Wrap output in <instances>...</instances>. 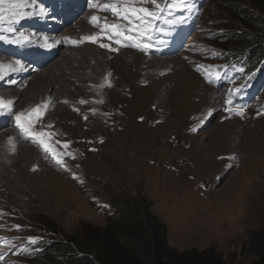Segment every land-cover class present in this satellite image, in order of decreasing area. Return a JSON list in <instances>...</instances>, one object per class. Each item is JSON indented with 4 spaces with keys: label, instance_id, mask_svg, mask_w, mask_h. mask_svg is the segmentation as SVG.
Listing matches in <instances>:
<instances>
[{
    "label": "rangeland",
    "instance_id": "374dc122",
    "mask_svg": "<svg viewBox=\"0 0 264 264\" xmlns=\"http://www.w3.org/2000/svg\"><path fill=\"white\" fill-rule=\"evenodd\" d=\"M67 1L52 16L51 6L41 0H3L0 32L6 31L8 46L20 47L12 55L1 53L0 59L31 65L24 59L17 34L37 42L40 34L50 36L54 29L63 32L95 10L101 18L90 23L102 42L98 46L121 59L127 57L130 66L117 69L113 77L105 73V79L103 71L93 79L79 76L82 70L65 71L67 77L74 75L68 85L73 97L61 92L65 84L60 82V99L55 104L58 122L61 119L58 125L48 116L46 100L29 105L23 122L31 124L34 134H44L37 139L48 150L33 138L26 141L16 123L0 130H19V147L35 150L27 156L10 150L14 159L2 158L6 166L0 165V264H56L42 258L44 249L37 244L24 251L25 236L34 242L67 244L76 235L107 226L97 207L114 212L115 202L130 197L148 202L151 212L165 223L171 246L180 250L215 247L236 264H250L254 256L245 248L248 233L264 222V102L259 98L244 105L237 99L243 96L235 90L237 86L215 84L231 54L249 44L248 39L225 38L243 17L234 8L240 2L175 0L163 6V0H157V9L150 0H74L80 6ZM253 1L263 9L264 0ZM113 3L121 15L123 7L131 6L156 11L159 17L149 18L146 33L118 36L104 28L105 22L121 30L131 25L111 9L103 10ZM65 8L73 13L71 21L63 19ZM52 17L56 23L42 29ZM263 29L264 25L257 29L259 38ZM158 30L163 40L159 52L137 47ZM259 44L255 39L245 49L254 51ZM68 45L65 41L59 51L45 53L49 63L61 61ZM71 47L80 48V43ZM125 51L161 59V65L138 63L139 69L134 67L133 55ZM40 60L32 65L39 63L43 69ZM19 80L9 75L0 79V86L7 82L17 87ZM38 106L39 116L33 111Z\"/></svg>",
    "mask_w": 264,
    "mask_h": 264
},
{
    "label": "trees",
    "instance_id": "16d2710c",
    "mask_svg": "<svg viewBox=\"0 0 264 264\" xmlns=\"http://www.w3.org/2000/svg\"><path fill=\"white\" fill-rule=\"evenodd\" d=\"M237 1L240 3L234 4ZM232 4L243 17L234 26L235 30L226 32L225 38H244L249 44L242 45L239 52L242 54H231L220 76L221 82L228 84L233 79L251 76L257 81V98L264 101V34L260 38L256 34L258 27L264 25V2L263 9L253 0H234ZM255 39L260 43L259 49H245ZM97 208L107 219L105 228L76 235L67 244L40 241L37 246L44 249L42 258L56 264H236L215 247L180 250L171 246L165 223L151 212L145 199L120 198L114 203V212H109L107 207ZM245 248L254 256L250 264H264V222L248 233Z\"/></svg>",
    "mask_w": 264,
    "mask_h": 264
},
{
    "label": "bare ground",
    "instance_id": "6f19581e",
    "mask_svg": "<svg viewBox=\"0 0 264 264\" xmlns=\"http://www.w3.org/2000/svg\"><path fill=\"white\" fill-rule=\"evenodd\" d=\"M43 2L50 3V0H43ZM60 2H61L60 0L55 2L54 6H52L51 9H55L56 6L60 4ZM205 2L206 0H201V3H205ZM68 3L75 4V6H80V1L77 3L74 2L73 0H70L68 1ZM71 14H73L72 11L70 10L68 11L67 8L65 18H63L65 22H68L69 20L71 21L70 18ZM52 16H55V14L53 13ZM92 16H97L101 18V16L97 14L95 10L91 11L89 12L85 20L79 19L80 20L79 22L73 24L67 30L65 31L63 30V32L59 31L58 29H54L52 30L53 34L50 36L46 35L45 33L40 34L39 35L40 40H38L37 42H34L30 39H27L26 37H22L17 34L19 44L23 47L24 52L29 54V56H25L24 59L28 60V62H30L32 65L33 60L30 58V56L35 53L37 54V57L35 59L40 60L41 58L40 62L44 65V68L41 69L39 63H34V65L32 66L31 65L25 66L22 60L11 59V58L6 60H4V58L0 59V79L2 78L6 80V78H8L9 75H12L14 77L19 76L20 80L18 81V83L19 82L21 83L20 85H17V87H12L10 84L4 81L5 83L3 84V86H0V100H2L3 105H5V106H0V130L3 131V129H6L7 125L13 127L17 124L16 118L14 119V121L13 119L10 120L9 117L10 114H14L15 116L22 115V122H23V119H25V114L27 113L28 108L30 107L29 105L34 106L36 102H39L40 100L41 102L42 100H46L47 103L46 105L49 106V111H50L48 115L49 118H51L52 121L56 122L57 125L60 124L61 119L58 122L59 109L55 110V104L58 101V99H60L59 93L61 94V92H63L68 97L71 96L73 97V94H70L71 91L69 90L68 85L71 84L70 77L74 75L67 77L65 71L79 72L82 70L83 72H80L79 76H82L83 79L85 77H92L91 79H93L98 71L100 72L103 71L101 75L103 76V79H105L104 77L105 73H107L110 77H113L114 75L117 74L115 73V71L117 72V69L121 68L122 66L126 68L130 66L129 64H127L129 62L127 57L125 59H121V57L114 56L108 53L105 49L100 48L98 45L102 42H99L98 40L96 42H91L88 40L81 39L82 37L97 35L98 31L96 30V27H94L95 24L93 25L90 23ZM54 18L52 17L49 21H45V24L41 26L45 28L42 29L45 30L50 29L56 23V20ZM37 24H40V22L39 23L37 22ZM29 25L32 24L30 23ZM5 35H6V31H4L0 36V54L6 53L12 55L14 52H17L19 50V47L16 46H10L9 48L5 47L3 43L5 41L4 38H6ZM66 38H70V39H66ZM65 41L69 43L68 45L69 48L64 50V52H62L61 55L62 60L61 61L59 60V62L58 61L54 62L53 60H51L52 63H49L50 61L47 60L48 55L45 53L52 54L55 51H59L60 46ZM72 41L79 42L80 48L71 47V45L74 44ZM157 41H160V38H156L155 42L152 45H149V47L147 48L148 52L160 51L161 44L156 43ZM125 52H128L133 55V58L135 59L134 67H137L139 69L141 67L138 66V63H142L143 65L145 64L148 67L150 65H156V67L161 65V62H159L161 59L159 60H156L155 58L147 59L144 56H142V54L138 52L136 53L134 51H125ZM117 57L119 61L117 60ZM90 69L91 72L89 73ZM243 71H245V69H243ZM100 72L98 74H100ZM15 81L16 80L13 79V83ZM60 82H63L65 84V88H61V92H59L60 90H58ZM229 84H233L234 86H237L235 90L238 91L239 95H243L242 97L238 95L239 97L237 98L239 99V101H241V103H245L248 99L251 98L255 100L259 99L257 98V91H258L257 81L252 80L251 76L247 78L233 79L225 86H228ZM18 101L20 102L19 105L21 109L17 107ZM9 102L11 103L9 104ZM28 124H25V126L27 127ZM19 130L21 131L20 128ZM19 130L18 132L4 131L0 133V165H2L3 167L6 166V163L3 160L4 158L7 159L10 157L9 158L10 160L14 159L9 152L12 147L8 141L9 137L13 138L15 149H17L19 152L18 155L20 156L34 155L35 150L30 148L29 146L19 147V140L21 141ZM34 131L37 130L34 129ZM32 138L34 139L33 140L34 142L39 143L37 136L35 135L25 136L26 141L32 140ZM1 145L2 146L4 145V147L6 148L7 156L4 153V150L1 147ZM38 158L39 157H36V159ZM40 166L42 165L40 164ZM32 167L35 168V165H33ZM38 169H39V165H38Z\"/></svg>",
    "mask_w": 264,
    "mask_h": 264
},
{
    "label": "snow or ice",
    "instance_id": "6c2138e0",
    "mask_svg": "<svg viewBox=\"0 0 264 264\" xmlns=\"http://www.w3.org/2000/svg\"><path fill=\"white\" fill-rule=\"evenodd\" d=\"M150 2L157 8H160V5L157 3V0H150ZM0 3H3V0H0ZM111 9V11L113 12V14L117 17H119L120 19L123 20H127L128 23L131 25L130 28L128 29H124L121 30L120 26L117 24H112L109 25L105 22L104 28L108 29L111 28L116 35H124V32H132L135 31L139 34H143L146 33L148 31V29L151 27V23H150V19H157L159 17V13L156 11H150L148 8H136V7H131V6H125L123 7V14L121 15V10L120 8L117 6L116 3L113 4H106L103 6V10H109ZM162 11V10H161ZM99 17L97 16H92L91 17V22L93 23H98L99 22ZM103 31V29H102ZM100 37L97 35H93V36H86V37H82V40H88L91 42H96ZM126 38L131 39V36H127ZM66 39H70V38H66ZM73 43H76L75 41H72ZM108 45H103L101 44V47H107ZM137 47H141L142 50H146L149 45L148 44H138ZM232 101L229 100L228 103H231ZM11 102H9L10 104ZM81 103H83V101H81ZM0 106H5L3 105V101L0 100ZM34 112L37 113V116H39L40 111H39V106L37 107V109L33 110ZM242 115V113H240ZM16 120H17V126L21 129V131L23 132V134L25 136H41L44 135L43 133H33L30 129H31V124L29 123V125L26 127L25 124L22 122V115H17L16 116ZM9 144L12 146L11 150L14 151L15 150V144L13 141L12 137L8 138ZM42 145H44V141L40 140L39 141ZM45 146V150H48L47 145ZM58 163L60 162L59 160L57 161ZM34 242V241H33Z\"/></svg>",
    "mask_w": 264,
    "mask_h": 264
}]
</instances>
